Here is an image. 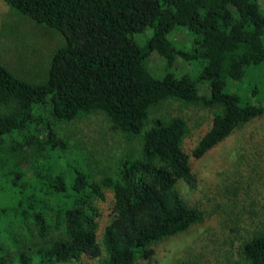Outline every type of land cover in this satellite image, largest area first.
<instances>
[{"label": "trees", "instance_id": "16d2710c", "mask_svg": "<svg viewBox=\"0 0 264 264\" xmlns=\"http://www.w3.org/2000/svg\"><path fill=\"white\" fill-rule=\"evenodd\" d=\"M3 1L58 32L63 43L40 81L22 79L0 62V144L6 135L18 134L10 151L14 157L27 154L34 172L28 177L14 162L0 190V229L14 246L11 251L0 243V264H54L83 254L99 264L149 259L153 244L203 216L175 186L178 179L191 188L197 182L182 147L186 121L171 116L148 123L149 111L169 98L213 108L210 128L192 149L194 157L264 113V103L228 88L251 66L264 64V12L258 0ZM176 28L190 37L185 46L170 39ZM147 29L150 35L138 42L135 36ZM153 50L166 61L161 76L147 67ZM176 56L192 63L195 79L167 70ZM198 82L208 85L209 94L199 93ZM257 92L253 86L252 93ZM44 104L57 121L103 112L113 129L141 137L139 154L120 159L99 179L76 164L62 165L67 144L44 117ZM105 188L114 195V217L97 239L94 200L104 198ZM27 217L41 227L53 222L58 231L24 241L15 225ZM229 264H264V232L249 235L239 259Z\"/></svg>", "mask_w": 264, "mask_h": 264}, {"label": "rangeland", "instance_id": "374dc122", "mask_svg": "<svg viewBox=\"0 0 264 264\" xmlns=\"http://www.w3.org/2000/svg\"><path fill=\"white\" fill-rule=\"evenodd\" d=\"M258 2L264 12V0ZM148 35L149 29L135 38L143 43ZM169 37L177 47L190 41L182 28H176ZM62 43L58 32L31 21L0 0V62L16 76L28 81L42 80L52 53ZM147 67L154 75L161 76L166 61L153 50L148 55ZM167 70L184 79L193 80L196 76L192 63L178 56ZM245 75L242 81L232 82L228 88L247 96L253 103H264V64L251 66ZM197 86L200 94H209L206 83L198 82ZM253 86L258 87L255 94ZM41 110L66 141V154L59 159L61 164H76L94 179L112 173L120 159L129 155L136 157L140 152L141 137L113 129L111 121L101 111L72 121H57L50 116L46 104ZM171 116H181L186 121L182 147L190 154L191 170L197 178L193 188L182 179H178L175 186L186 203L200 209L203 216L186 230L153 244L151 257L134 264H229L239 259L240 246L249 235L264 232V113L234 129L200 157H194L191 152L210 128L213 108L169 98L150 109L148 123L155 117ZM17 138L18 134L6 135L0 144V190L9 182L14 162L28 177L34 173L27 154L14 157L10 151L11 143ZM113 202L114 195L109 188L104 189L103 199L94 200L99 213L97 239L114 217ZM15 226L18 238L27 242L39 240L43 233L51 235L58 231L53 222L41 227L28 217ZM0 243L11 251L14 249L2 229ZM54 264H99V259L83 254L79 260Z\"/></svg>", "mask_w": 264, "mask_h": 264}]
</instances>
